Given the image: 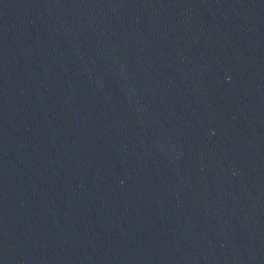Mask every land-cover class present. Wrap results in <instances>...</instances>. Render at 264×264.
<instances>
[{"label":"water","instance_id":"water-1","mask_svg":"<svg viewBox=\"0 0 264 264\" xmlns=\"http://www.w3.org/2000/svg\"><path fill=\"white\" fill-rule=\"evenodd\" d=\"M0 264H264V0H0Z\"/></svg>","mask_w":264,"mask_h":264}]
</instances>
